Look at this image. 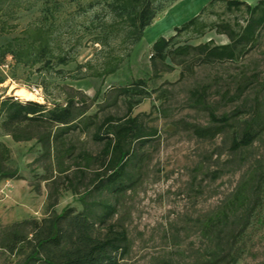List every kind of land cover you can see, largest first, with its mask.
<instances>
[{
	"label": "rangeland",
	"instance_id": "obj_1",
	"mask_svg": "<svg viewBox=\"0 0 264 264\" xmlns=\"http://www.w3.org/2000/svg\"><path fill=\"white\" fill-rule=\"evenodd\" d=\"M112 1L0 0V55L1 47L23 37L28 25L39 24L50 27L54 53L73 57L66 65L37 69L39 65L29 68L15 63L6 53L0 61V100L15 96L11 87L36 92L40 101L35 102L49 107L73 95L77 107L85 109V115L96 114L97 122L108 115L122 118L129 114L148 131L155 130L144 142L132 143L127 188L112 196L102 194L116 206L109 222L124 229L129 241L118 264H200L212 251L229 253L221 264H261L264 181L258 185V174L264 169V128L251 145L237 150L230 145L251 118L255 97L264 119V29L256 44L233 60L200 63L193 52L170 54L165 63L171 68L158 62L160 71L154 75L149 57L158 36H172L171 47L208 40L227 43V37L210 25L222 20L237 29L244 25L246 12L227 10L221 0L210 5L209 0H166L141 39L129 44L122 41L125 22L114 16ZM203 5L206 9L199 21L207 26L200 32L190 29L175 35L174 26L196 15ZM112 56L120 59L116 70L99 74ZM137 80L143 83L135 84ZM134 87L137 92L129 91ZM210 113L228 115L229 124L213 138L195 136L191 125L216 124ZM93 131L91 125L69 136L75 152L100 151L102 143L91 138ZM0 142L8 148L5 166L18 170V178H0V264H7L21 254L1 246L3 231L22 220L43 218L50 202L55 212L64 207L80 212L79 199L96 166L84 175L75 172L82 165L58 172L55 166L47 169L36 160L41 150L35 139L15 142L0 130ZM246 179L251 183L245 186V194L258 185V200L250 199L248 211L227 210L226 219L206 225L209 217L226 209ZM92 197L100 196L93 192Z\"/></svg>",
	"mask_w": 264,
	"mask_h": 264
},
{
	"label": "trees",
	"instance_id": "obj_2",
	"mask_svg": "<svg viewBox=\"0 0 264 264\" xmlns=\"http://www.w3.org/2000/svg\"><path fill=\"white\" fill-rule=\"evenodd\" d=\"M165 1L113 0L110 8L114 16L125 22L122 41L129 44L139 41ZM213 1L215 0H209L207 5ZM221 1L225 3L227 10L243 9L246 12L244 25H238L235 29L222 20L212 23L210 26L216 33L227 37L228 42L223 44L208 40L197 45L183 44L171 47L172 36H158L151 44L149 57L154 75H158L160 71L158 62L166 68H171L165 63L170 54L188 56L193 52L198 62L209 63L233 60L256 44L260 31L264 29V0H256L253 4L245 0ZM205 9L206 5H203L196 15L179 26H174L175 35L190 29L200 32L206 27V23L199 21V16ZM22 34L23 37L14 38L1 47L0 61L9 53L17 64L29 68L39 65L37 69H52L55 65H66L73 60L66 52L54 53L49 26L30 24ZM119 60L118 57L112 56L99 74L113 73ZM141 83V80L135 81V84ZM136 88L129 91L137 92ZM123 92L128 90L124 89ZM198 92L194 90L195 95H198ZM77 104L73 95H69L65 103L51 107L32 100L22 102L14 96L0 100L1 132L9 135L15 142L35 139L41 150L36 160L45 163L47 169L55 166L58 172H65L71 165H82L83 169L77 168L75 172L84 175L86 169L96 166L89 187L79 199L82 204L80 212L75 213L72 207H64L60 212H55L52 209L54 203L50 202L49 213L43 218L22 220L3 231L1 246L9 253L21 254V257L7 264H118L128 251L129 241L125 230L116 228L109 222L110 217L116 213V206L107 197H102V194L105 192L112 196L127 188L125 180H130L127 164L132 153V143L138 140L144 142L155 130L148 131L136 116L129 114L122 118L108 115L97 122L96 114L85 115V109L77 107ZM129 109L130 106L128 111ZM210 120L216 124L204 127L191 125L192 133L200 138H213L229 124L228 115L216 117L210 113ZM91 125L94 126L91 138L102 143V148L96 154L85 150L75 152V147L69 142V136L78 129L89 130ZM263 128L261 104L255 97L252 116L244 123L240 136L233 138L230 148L237 150L251 145ZM7 159L8 148L0 142V178H18L17 168L5 166ZM255 169L253 170L256 171ZM258 177V185L261 186L264 181V169L259 172ZM250 183L251 180L246 179L233 199L228 202L226 209L209 217L206 225L221 222L222 218L226 219L227 210L248 211L251 208H247L250 199L255 202L259 198L258 185L252 189L251 195L245 194V186L249 187ZM93 192H97L99 199L92 197ZM241 215L244 216V213ZM95 228L98 233H95ZM226 254L229 253L221 255L218 251H212L210 257L200 264H221ZM261 264H264V261Z\"/></svg>",
	"mask_w": 264,
	"mask_h": 264
},
{
	"label": "bare ground",
	"instance_id": "obj_3",
	"mask_svg": "<svg viewBox=\"0 0 264 264\" xmlns=\"http://www.w3.org/2000/svg\"><path fill=\"white\" fill-rule=\"evenodd\" d=\"M11 91H13V93L15 95H17L19 98H21L22 100H33V101H40V98L34 93V91H29L26 88H14L11 87Z\"/></svg>",
	"mask_w": 264,
	"mask_h": 264
},
{
	"label": "built area",
	"instance_id": "obj_4",
	"mask_svg": "<svg viewBox=\"0 0 264 264\" xmlns=\"http://www.w3.org/2000/svg\"><path fill=\"white\" fill-rule=\"evenodd\" d=\"M2 66H3V67H6L7 65L5 64V65H2ZM14 98L17 99L18 97H17V96H14Z\"/></svg>",
	"mask_w": 264,
	"mask_h": 264
},
{
	"label": "crops",
	"instance_id": "obj_5",
	"mask_svg": "<svg viewBox=\"0 0 264 264\" xmlns=\"http://www.w3.org/2000/svg\"><path fill=\"white\" fill-rule=\"evenodd\" d=\"M249 2V1H248ZM17 88H20V87H17ZM15 96H17V95H15Z\"/></svg>",
	"mask_w": 264,
	"mask_h": 264
}]
</instances>
